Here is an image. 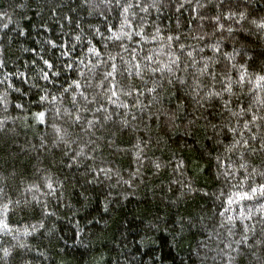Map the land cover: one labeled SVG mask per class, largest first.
<instances>
[{"label":"clouds","instance_id":"clouds-1","mask_svg":"<svg viewBox=\"0 0 264 264\" xmlns=\"http://www.w3.org/2000/svg\"><path fill=\"white\" fill-rule=\"evenodd\" d=\"M0 264H264V0H0Z\"/></svg>","mask_w":264,"mask_h":264}]
</instances>
